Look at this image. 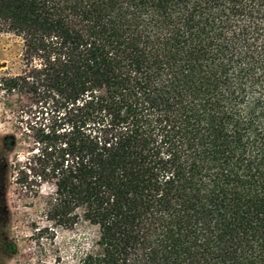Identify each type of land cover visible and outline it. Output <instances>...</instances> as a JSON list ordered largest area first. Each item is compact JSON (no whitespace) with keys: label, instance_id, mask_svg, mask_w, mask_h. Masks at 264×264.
Wrapping results in <instances>:
<instances>
[{"label":"trees","instance_id":"1","mask_svg":"<svg viewBox=\"0 0 264 264\" xmlns=\"http://www.w3.org/2000/svg\"><path fill=\"white\" fill-rule=\"evenodd\" d=\"M0 36L44 264H264V0H0Z\"/></svg>","mask_w":264,"mask_h":264},{"label":"rangeland","instance_id":"2","mask_svg":"<svg viewBox=\"0 0 264 264\" xmlns=\"http://www.w3.org/2000/svg\"><path fill=\"white\" fill-rule=\"evenodd\" d=\"M20 53L21 44L17 39L0 36V79L20 71ZM26 103L25 97L10 96L0 90V264H44V261H50L32 237L35 227L46 225L43 212L48 189H43L39 198L21 193L12 184L8 167L13 155L18 152L22 158L24 151L22 148L8 151L2 147L3 138L12 135L15 127L22 128L18 119L22 105ZM17 137L20 138V132ZM56 234L59 240H65L75 234L87 237L89 232L83 229L74 233L57 230ZM41 243L47 244L45 241Z\"/></svg>","mask_w":264,"mask_h":264}]
</instances>
